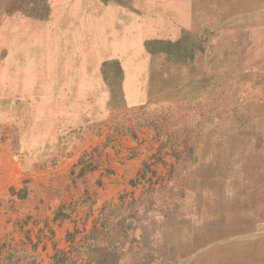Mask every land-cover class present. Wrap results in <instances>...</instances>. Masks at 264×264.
I'll list each match as a JSON object with an SVG mask.
<instances>
[{"label": "rangeland", "instance_id": "1", "mask_svg": "<svg viewBox=\"0 0 264 264\" xmlns=\"http://www.w3.org/2000/svg\"><path fill=\"white\" fill-rule=\"evenodd\" d=\"M1 244L264 264V0H0Z\"/></svg>", "mask_w": 264, "mask_h": 264}, {"label": "trees", "instance_id": "2", "mask_svg": "<svg viewBox=\"0 0 264 264\" xmlns=\"http://www.w3.org/2000/svg\"><path fill=\"white\" fill-rule=\"evenodd\" d=\"M94 230L95 229L93 228V231ZM71 243H73V241H71ZM15 255L17 256V259H15V261L13 262L12 260ZM0 264H37V263H36L34 256H32L28 252V250L17 249L16 247H12L11 245L1 244L0 245Z\"/></svg>", "mask_w": 264, "mask_h": 264}, {"label": "bare ground", "instance_id": "3", "mask_svg": "<svg viewBox=\"0 0 264 264\" xmlns=\"http://www.w3.org/2000/svg\"><path fill=\"white\" fill-rule=\"evenodd\" d=\"M98 16H99V15H98ZM100 17H101V16H100ZM103 18H104V17H103ZM104 19H105V18H104ZM108 19H110V18L108 17ZM108 19H107V20H108ZM96 22H97V21H96ZM104 22H105V21H104ZM99 23H100V22H99ZM99 23H98V24H99ZM94 24H95V23H94ZM107 24H108V23H107ZM100 26L103 27V25H100ZM105 27H106V26H105ZM108 27H109V26H108ZM108 27H107V28H108ZM96 28H97V27H96ZM103 29H104V28H103ZM108 29H109V28H108ZM95 33H96V31H95ZM96 35H97V33H96ZM129 36H130V35H129ZM129 36H128V38H129ZM120 37H121V36H120ZM125 37H126V36H125ZM97 40H98V39H97ZM92 42H93V41H92ZM93 43H94V42H93ZM97 43H98V42H97Z\"/></svg>", "mask_w": 264, "mask_h": 264}]
</instances>
